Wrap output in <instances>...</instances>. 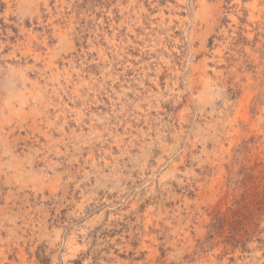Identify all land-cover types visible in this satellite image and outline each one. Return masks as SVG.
I'll use <instances>...</instances> for the list:
<instances>
[{
  "label": "rangeland",
  "instance_id": "rangeland-1",
  "mask_svg": "<svg viewBox=\"0 0 264 264\" xmlns=\"http://www.w3.org/2000/svg\"><path fill=\"white\" fill-rule=\"evenodd\" d=\"M0 264H264V0H0Z\"/></svg>",
  "mask_w": 264,
  "mask_h": 264
},
{
  "label": "bare ground",
  "instance_id": "bare-ground-1",
  "mask_svg": "<svg viewBox=\"0 0 264 264\" xmlns=\"http://www.w3.org/2000/svg\"><path fill=\"white\" fill-rule=\"evenodd\" d=\"M252 7L254 6L255 7V3H253L252 5H251ZM103 49V48H102ZM106 53V52H105ZM223 60V59H222ZM224 61V60H223ZM198 68V67H197ZM208 68V67H207ZM213 69V68H212ZM201 71V70H200ZM216 72H218V71H216ZM201 75H202V77L201 78H203L204 80H208V78H209V76H208V71H207V69L204 67L203 68V70L201 71ZM211 78V77H210ZM29 79V78H28ZM210 80V79H209ZM209 82V81H208Z\"/></svg>",
  "mask_w": 264,
  "mask_h": 264
}]
</instances>
